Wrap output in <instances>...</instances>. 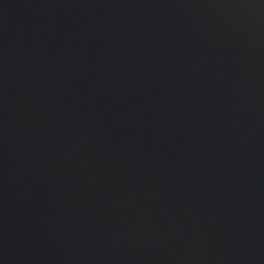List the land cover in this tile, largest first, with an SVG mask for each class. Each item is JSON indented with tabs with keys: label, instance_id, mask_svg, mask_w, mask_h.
Returning a JSON list of instances; mask_svg holds the SVG:
<instances>
[{
	"label": "water",
	"instance_id": "obj_1",
	"mask_svg": "<svg viewBox=\"0 0 264 264\" xmlns=\"http://www.w3.org/2000/svg\"><path fill=\"white\" fill-rule=\"evenodd\" d=\"M0 264H264V0H0Z\"/></svg>",
	"mask_w": 264,
	"mask_h": 264
}]
</instances>
